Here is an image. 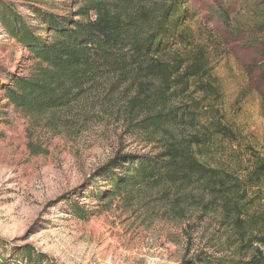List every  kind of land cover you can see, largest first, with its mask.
Returning a JSON list of instances; mask_svg holds the SVG:
<instances>
[{
	"label": "trees",
	"instance_id": "1",
	"mask_svg": "<svg viewBox=\"0 0 264 264\" xmlns=\"http://www.w3.org/2000/svg\"><path fill=\"white\" fill-rule=\"evenodd\" d=\"M26 7L23 14L15 2L0 0V25L24 50L26 63L15 71L0 66V122L9 106L42 114L66 109L104 85L126 91L128 128L156 150L117 152L76 194L106 207L115 197L129 206L157 193L151 202H168L178 215L216 213L233 258L200 252L176 264H264V155L250 150L243 166L236 159L208 163L220 139L236 147L238 138L217 107L219 88L204 51L190 49L188 1L70 0L65 12ZM254 8L264 49V0H255ZM67 202L66 211L79 218L98 211L71 196ZM0 264L62 263L32 244L0 238Z\"/></svg>",
	"mask_w": 264,
	"mask_h": 264
},
{
	"label": "rangeland",
	"instance_id": "2",
	"mask_svg": "<svg viewBox=\"0 0 264 264\" xmlns=\"http://www.w3.org/2000/svg\"><path fill=\"white\" fill-rule=\"evenodd\" d=\"M11 1L23 14L28 5L65 12L70 2ZM187 1L194 14L187 23L190 49L204 51L219 88L217 107L238 138L236 147L220 139L208 163L236 159L243 166L250 150L264 155V49L255 0ZM22 54L0 25V66L24 67ZM125 97L126 91L104 85L56 112L7 108L0 122V238L32 244L62 264H176L200 252L233 258L216 213L178 215L168 202H151L157 193L129 206L115 197L106 207L76 194L117 152L156 150V143L128 128ZM70 196L98 211L88 219L70 214Z\"/></svg>",
	"mask_w": 264,
	"mask_h": 264
}]
</instances>
